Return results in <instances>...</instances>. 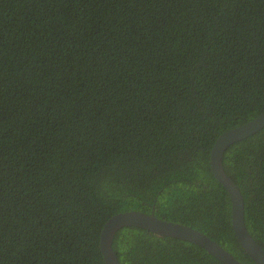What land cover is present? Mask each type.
<instances>
[{
	"label": "trees",
	"instance_id": "16d2710c",
	"mask_svg": "<svg viewBox=\"0 0 264 264\" xmlns=\"http://www.w3.org/2000/svg\"><path fill=\"white\" fill-rule=\"evenodd\" d=\"M264 111V0H0V264H104L113 215L206 234L242 264L216 138ZM264 250V128L224 153ZM120 264H220L116 232Z\"/></svg>",
	"mask_w": 264,
	"mask_h": 264
},
{
	"label": "water",
	"instance_id": "95a60500",
	"mask_svg": "<svg viewBox=\"0 0 264 264\" xmlns=\"http://www.w3.org/2000/svg\"><path fill=\"white\" fill-rule=\"evenodd\" d=\"M264 128V111L245 124L220 134L210 150V170L216 181L225 189L230 200L231 228L237 244L255 263L264 264V250L249 234L244 222V199L236 184L225 173L222 165L224 153L234 143L255 135ZM137 228L160 237H169L202 248L220 264H242L206 234L180 223L159 219L153 214L126 211L111 216L99 234V251L104 264H120L112 247L117 231Z\"/></svg>",
	"mask_w": 264,
	"mask_h": 264
},
{
	"label": "flooded vegetation",
	"instance_id": "af4514ba",
	"mask_svg": "<svg viewBox=\"0 0 264 264\" xmlns=\"http://www.w3.org/2000/svg\"><path fill=\"white\" fill-rule=\"evenodd\" d=\"M217 243V242H216ZM220 245V244H219ZM221 246V245H220ZM222 247V246H221ZM224 248V247H223ZM225 249V248H224ZM226 250V249H225ZM227 251V250H226ZM228 252V251H227ZM230 253V252H229ZM231 254V253H230ZM232 255V254H231Z\"/></svg>",
	"mask_w": 264,
	"mask_h": 264
}]
</instances>
